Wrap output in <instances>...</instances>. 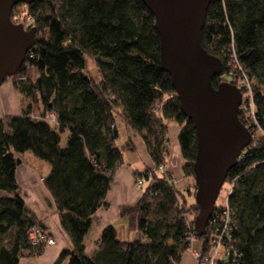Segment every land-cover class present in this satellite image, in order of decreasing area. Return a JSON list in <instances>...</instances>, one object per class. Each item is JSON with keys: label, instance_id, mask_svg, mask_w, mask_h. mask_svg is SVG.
Masks as SVG:
<instances>
[{"label": "trees", "instance_id": "1", "mask_svg": "<svg viewBox=\"0 0 264 264\" xmlns=\"http://www.w3.org/2000/svg\"><path fill=\"white\" fill-rule=\"evenodd\" d=\"M10 18L34 27L35 43L19 71L6 78L22 100L19 113L0 118V264H19L44 247L27 238L34 225L46 230L26 212L16 180L17 155L25 151L49 164L43 183L71 242L53 264H179L193 240L208 254V225L206 235L193 228L197 204L188 202L170 174L150 168L134 172L135 180L149 183L135 204L119 209L140 237L121 240L109 224L101 229L95 250L85 252L92 216L105 205L123 162L116 122L140 135L157 166L170 156L165 121L174 120L182 172L193 181L187 192L195 193L194 128L160 68L159 37L143 2L36 0L13 6ZM200 43L222 62L214 86L221 81L237 85L238 73L229 76L232 52L250 79L252 98L243 95L238 118L252 138L225 181L234 180L228 197L236 225L230 245L240 255L228 264H264V0H211ZM86 57L95 60L101 80L85 71ZM251 109L253 117H247Z\"/></svg>", "mask_w": 264, "mask_h": 264}, {"label": "water", "instance_id": "2", "mask_svg": "<svg viewBox=\"0 0 264 264\" xmlns=\"http://www.w3.org/2000/svg\"><path fill=\"white\" fill-rule=\"evenodd\" d=\"M36 0H0V85L16 74L35 43V28L11 21L13 6ZM153 16L159 37V64L168 74L183 116L196 138L193 161V220L197 234H207L210 218L228 172L251 142L238 118L242 92L234 84L212 79L222 74L221 60L200 43L211 0H141Z\"/></svg>", "mask_w": 264, "mask_h": 264}, {"label": "crops", "instance_id": "3", "mask_svg": "<svg viewBox=\"0 0 264 264\" xmlns=\"http://www.w3.org/2000/svg\"><path fill=\"white\" fill-rule=\"evenodd\" d=\"M21 100L22 95L13 88L10 82L1 84L0 118L19 113ZM165 123L168 127L167 137L170 152L166 171L173 178L176 187L182 192H187L188 188L191 190L192 186L190 184L191 180L185 177L182 172L183 160L176 137L179 127L174 120H166ZM116 129L118 132L116 144L122 155L123 162L116 170L114 179L106 192L105 205L99 207L92 216L91 227L84 238L85 252L88 255L95 250L99 233L106 225H112L116 229L117 235L118 229L116 226H121L123 230L126 229L129 232L127 240L140 237L139 232L129 229L128 221L119 214V209L123 205H132L137 202L141 195V190L134 184V172H143L146 168H152L154 162L140 135L128 124L118 121L116 122ZM120 137L122 142L118 140ZM128 149H130L129 152L130 154L132 153V157L125 160L126 151L129 153ZM30 153L25 151L17 155L19 164L16 168V180L25 203L26 212L35 217L36 221L53 238L54 243L45 245L39 255L20 258L19 264H53L62 250L71 248V242L68 234L61 226L60 216L53 198L43 183V178L49 173L50 166L47 162ZM132 158L141 161L143 165L142 171L131 167L129 162ZM121 217L125 220L121 219Z\"/></svg>", "mask_w": 264, "mask_h": 264}, {"label": "built area", "instance_id": "4", "mask_svg": "<svg viewBox=\"0 0 264 264\" xmlns=\"http://www.w3.org/2000/svg\"><path fill=\"white\" fill-rule=\"evenodd\" d=\"M28 20H30L28 18ZM233 49V48H232ZM232 70L229 72V76H233L238 73L236 78L237 87L244 90L245 96L250 100L252 98L251 85L249 77L241 69L238 59L234 52L231 57ZM253 117V111L247 114V117ZM48 120L54 121V116L50 113ZM166 163H160L157 166L150 168V171L156 172L159 175L166 174ZM151 175V172H148ZM150 177V176H149ZM149 181L143 177L135 180V186L139 190H144ZM234 180L229 182V186L224 193V196L217 209H214L210 218L208 219L207 225L210 233L211 250L208 254H202L200 250H192V256L197 264H228L229 261H236L240 257L239 253L233 249L230 245L232 240V232L236 228L235 218L228 205V197L232 192ZM28 241L33 246L49 245L53 244V238L44 230L34 225L27 230Z\"/></svg>", "mask_w": 264, "mask_h": 264}, {"label": "rangeland", "instance_id": "5", "mask_svg": "<svg viewBox=\"0 0 264 264\" xmlns=\"http://www.w3.org/2000/svg\"><path fill=\"white\" fill-rule=\"evenodd\" d=\"M22 24V23H21ZM24 26V25H23ZM25 27V26H24ZM26 28V27H25ZM27 29V28H26ZM85 71L89 74V75H91L92 77H93V79L95 80V81H99L100 80V73L98 72V69H97V66H96V63H95V60L93 59V58H90V57H86L85 58ZM4 82H9V81H6V79H5V81ZM3 82V83H4ZM2 83V84H3ZM243 95H245V94H243L242 93V98H243ZM249 113H250V110L248 111ZM248 112H247V114H248ZM66 136H67V132H65L64 134H62V137H61V141H60V143H61V145L63 146L64 144H65V139H66ZM121 138V137H120ZM118 139L120 142H122V138L121 139ZM129 150L130 149H128V152H129ZM27 152H29L30 153V151H27ZM31 154V153H30ZM132 157V153L130 154V152L129 153H127V151H126V153H125V160H128V159H130ZM130 165H131V167L133 168V169H136V170H139V171H142L143 170V165H142V163H141V161L139 160V159H134V158H132V160H130ZM166 163V165H167V162H165ZM154 166H155V164H154ZM153 166V167H154ZM167 169V168H166ZM167 172V171H166ZM167 174V173H166ZM191 181H190V184H191V186H192V184H193V181H192V179H190ZM134 184H135V180H134ZM190 186V187H191ZM228 186H229V182H225L224 184H223V186H222V188H221V190H220V192H219V195H218V197H217V200H216V204L217 205H219L220 204V202H221V200H222V198H223V196H224V193H225V191L227 190V188H228ZM192 189V188H191ZM184 193V196L186 197V199L188 200V202H190V203H192V202H195V200H194V196H192V194H191V192H186V191H184L183 192ZM189 219L191 220L192 218H193V213H191V214H189ZM121 219H124L123 217H121ZM125 220V219H124ZM116 228L118 229V235H119V238L120 239H123V240H127L128 239V236H127V234L129 235V232L125 229V230H123L122 229V227L121 226H116ZM128 232V233H127ZM210 248H211V246H210ZM192 250H199V241L198 240H193L192 241V244H191V248L190 249H188L187 251H185L184 253H183V256H182V259H181V261H180V263L179 264H197L196 262H195V260H194V258H193V256H192Z\"/></svg>", "mask_w": 264, "mask_h": 264}]
</instances>
